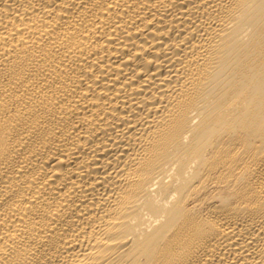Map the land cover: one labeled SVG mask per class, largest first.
<instances>
[{
	"label": "bare ground",
	"instance_id": "6f19581e",
	"mask_svg": "<svg viewBox=\"0 0 264 264\" xmlns=\"http://www.w3.org/2000/svg\"><path fill=\"white\" fill-rule=\"evenodd\" d=\"M0 264H264V0H0Z\"/></svg>",
	"mask_w": 264,
	"mask_h": 264
}]
</instances>
